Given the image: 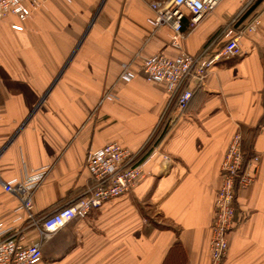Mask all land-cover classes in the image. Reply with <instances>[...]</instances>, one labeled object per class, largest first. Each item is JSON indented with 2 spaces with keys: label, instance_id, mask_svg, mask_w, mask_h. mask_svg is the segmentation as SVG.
Masks as SVG:
<instances>
[{
  "label": "crops",
  "instance_id": "0c3cea01",
  "mask_svg": "<svg viewBox=\"0 0 264 264\" xmlns=\"http://www.w3.org/2000/svg\"><path fill=\"white\" fill-rule=\"evenodd\" d=\"M42 2L26 20L0 19V238L39 239L6 183L34 178L43 217L87 192L90 151L117 141L141 155L154 139L133 190L44 241L37 264H210L221 165L241 132L260 159L255 181L236 191L223 264H264V20L241 39L242 55L215 65L203 87L192 82L181 112L166 82L122 80L123 64L137 73L155 53L217 51L244 0H221L192 32L187 16L179 47L169 27L153 31L145 0ZM262 10L264 1L242 24Z\"/></svg>",
  "mask_w": 264,
  "mask_h": 264
},
{
  "label": "built area",
  "instance_id": "2783aa9c",
  "mask_svg": "<svg viewBox=\"0 0 264 264\" xmlns=\"http://www.w3.org/2000/svg\"><path fill=\"white\" fill-rule=\"evenodd\" d=\"M145 1L154 12V16L148 19L153 31L163 26L169 27L173 33L172 44L179 47L180 39L185 35L184 19L189 17V28L192 32L206 15L216 9L221 0ZM255 1L244 0L243 12ZM42 5V0H0V19L12 14L26 20ZM241 14L228 22L223 29L221 35L225 38V43L217 51H212L209 44L198 54L182 51L175 58L155 53L143 59L137 73L130 70V63L123 64L120 78L130 81L136 74L141 73L147 81L166 82L178 109L183 112L194 94L192 82L195 81L198 86L203 87L215 65L242 55L241 39L256 31L259 23L264 20V10L243 24L239 23ZM13 28L21 30L23 26L13 25ZM107 97L114 98L115 95L110 93ZM249 155L244 146L243 134L236 133L221 165L222 183L217 192L211 227L210 264H223L228 255L229 235L234 228L236 212V191L248 187L256 179V165L260 157ZM139 157V152L117 141L108 142L90 151L87 167L93 183L87 192L69 205L43 217H37L33 212L32 190L37 184L33 181L34 178L30 177L25 182L6 183V190L20 198L21 208L26 211L30 220L29 226L36 228L39 239L24 244L22 237L17 235L0 238V264H37L43 258V242L51 239L61 228L75 218H85L111 199L128 195L138 180L146 175V160Z\"/></svg>",
  "mask_w": 264,
  "mask_h": 264
},
{
  "label": "trees",
  "instance_id": "16d2710c",
  "mask_svg": "<svg viewBox=\"0 0 264 264\" xmlns=\"http://www.w3.org/2000/svg\"><path fill=\"white\" fill-rule=\"evenodd\" d=\"M263 1L264 0H256L248 8H246V10L240 16L239 23H242L243 21H245L252 13H254V11L260 6V4ZM157 135H158V133L156 134L155 139H156ZM153 146H155V140L154 139H153V141L151 143H149L146 146V148L144 149L143 153L140 155L139 159H141V156H142V159H143V157H145L152 150ZM250 156L251 155H249V157Z\"/></svg>",
  "mask_w": 264,
  "mask_h": 264
},
{
  "label": "rangeland",
  "instance_id": "374dc122",
  "mask_svg": "<svg viewBox=\"0 0 264 264\" xmlns=\"http://www.w3.org/2000/svg\"><path fill=\"white\" fill-rule=\"evenodd\" d=\"M154 217H156V216H154Z\"/></svg>",
  "mask_w": 264,
  "mask_h": 264
}]
</instances>
